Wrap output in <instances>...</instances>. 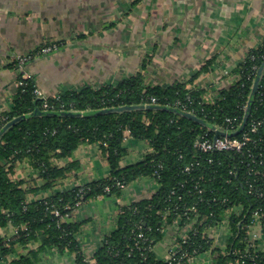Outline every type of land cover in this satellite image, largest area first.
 Masks as SVG:
<instances>
[{"label":"trees","instance_id":"16d2710c","mask_svg":"<svg viewBox=\"0 0 264 264\" xmlns=\"http://www.w3.org/2000/svg\"><path fill=\"white\" fill-rule=\"evenodd\" d=\"M53 42L57 43V48L62 43H47ZM47 43L29 52L31 58L27 63L36 55H43L38 50ZM263 61L264 37L256 47L248 51V55L235 69L234 73H239L240 78L220 88L214 103L205 97L206 89L189 87L203 72L211 70L213 58L207 60L186 81L147 85L144 74L138 71L115 84L84 85L47 97L38 96L34 92L37 86L32 78L18 75L17 79L23 78L24 84L16 88L9 110L0 113V130L17 116L29 114L36 108L42 112L18 120L0 136V264H36L40 252L54 246L75 251L78 260L84 262V253L76 236L80 223L67 220L58 225L57 217L51 213L53 206L58 207L62 213H71L79 207L76 206L78 199L84 202L101 194L119 195L128 183L142 176L156 177L160 184L158 190L150 197L123 206L117 227L93 254L95 261H85L84 264H169L156 258L152 249L149 251L148 248L161 239L163 228L174 223L182 213L175 206H182L185 200L195 201L193 188L196 182L205 188V201L200 203L205 218L190 233L184 245L187 248L185 250L191 252L196 245H201L200 251L206 250L210 238L206 234L208 227L228 220L233 234L227 252H219L218 262L242 257L243 264H264L262 249L257 252L254 248L249 250L256 254L254 258L244 255L248 252L247 229L253 221L254 210L262 207L261 213L264 216V195L249 193V183L264 189V177L256 176L255 180L253 173L246 174L244 169L238 167L240 154L214 152L211 154L214 157L212 164L204 160L202 169L187 175L182 172L185 161L192 157L203 161L209 155L193 149L198 135L205 132L212 135L209 125L165 108L101 111L121 105L150 103L154 96L157 98L155 104L182 111V106L175 104L179 101L209 124H222L226 116L243 113L242 106L249 100L253 80ZM13 66L18 69L15 60ZM46 102L48 106H45ZM79 111L87 112L79 114ZM249 116L264 118V71L259 88L253 96ZM126 131H129L130 137L146 140L152 150L142 160L121 166V158L127 151L124 140ZM255 136H259V145L264 153V126ZM95 142L107 157L109 176L74 185L68 190L52 192L41 199L28 200L30 193L41 188H53L59 179L79 168L76 160L59 165L56 159L72 156L79 146ZM178 150L185 154L184 159L179 158ZM17 162H26L35 169L38 177L43 180L42 185L38 186L33 177L16 178ZM236 166L239 175H233L229 183L228 171ZM200 175H204L205 180L202 181ZM118 182L124 186L121 187ZM107 186L110 187L108 191ZM173 189L176 190L174 195L171 194ZM224 198L227 200L224 201ZM67 205L70 208H66ZM234 205L243 206V214L228 216L227 209ZM186 222L187 217L182 216L180 223ZM262 223L264 232V218ZM10 225L13 233L6 234L1 230ZM138 232H142L147 239L138 238ZM136 241L145 250L139 249L135 245ZM30 242H38L39 246L26 253L18 252V247H28ZM131 248L134 251L129 253ZM10 254L16 255L9 259ZM182 262L184 264L187 261L183 259ZM170 264L179 263L173 261Z\"/></svg>","mask_w":264,"mask_h":264},{"label":"crops","instance_id":"0c3cea01","mask_svg":"<svg viewBox=\"0 0 264 264\" xmlns=\"http://www.w3.org/2000/svg\"><path fill=\"white\" fill-rule=\"evenodd\" d=\"M263 37L264 0H0V113L9 110L16 90L15 54L34 51L44 41L62 43L48 54L36 55L23 71L46 96H53L84 85L115 84L138 71L147 85L186 81L210 58L211 70L189 86L216 93L218 87L238 78L235 69ZM125 144L121 166L142 160L150 150L144 139L129 137ZM73 160L79 162L77 170L51 189L30 193L28 200L110 174L107 157L97 142L83 144L72 156L55 161L64 165ZM15 171L16 178L33 177L38 186L43 183L26 162H17ZM159 185L156 177L142 176L119 195L101 194L77 207L70 221L80 223L76 236L84 257L94 258L102 241L117 227L123 206L150 197ZM228 223L208 227L209 243L213 244L184 264H239L236 260L218 262L219 252H227L233 234ZM253 226L259 232L256 243L264 250L260 223ZM182 227L180 222L166 225L152 247L156 258L168 255ZM1 230L13 233L11 225ZM38 246V242H30L28 247H18V252ZM36 264L84 262L75 251L54 246L41 251Z\"/></svg>","mask_w":264,"mask_h":264},{"label":"built area","instance_id":"2783aa9c","mask_svg":"<svg viewBox=\"0 0 264 264\" xmlns=\"http://www.w3.org/2000/svg\"><path fill=\"white\" fill-rule=\"evenodd\" d=\"M44 46L45 47L41 51L44 54L49 53L53 51L54 49H57L56 42L48 43V44H45ZM16 56L17 57H15V61L18 64V71L19 70L23 71L25 65L27 64V61L31 58V55L28 53H17ZM253 68L256 69L257 66L254 65ZM16 84L17 86H20L24 84V81L22 79H17ZM34 92L38 96L47 97L41 89L39 90L38 87L34 90ZM215 94H218V92L207 93L205 97L211 103H214L216 101V98L213 97V95ZM150 103L151 104L157 103V98L154 96L151 97ZM177 105L182 106V111L191 112L195 114L192 109H189L187 107V105L180 104L179 101L177 102ZM45 106H48L47 102L45 103ZM246 106L247 104H244L242 106V109H244L242 114L234 115V116H226L222 124L214 123L213 125H215V128L210 129V131H212V135H209L208 132H205L197 136L196 140L193 143V149L201 153H208L209 155L206 158H204L203 161L195 157H192V159L185 161V163L182 166V172L186 173L187 175H190L194 171L202 169L205 163L204 160H206L208 164H212L214 162V157H212L213 155L211 154L212 153L214 154V152H227V153L234 152V153L240 154L241 156L240 161H239L240 166L238 167H240L241 169H244L246 174L253 173L255 175L254 176L255 180L257 178L256 176L264 177V153L261 149V146L259 145L260 143L259 136H255L259 132L260 128L264 126V118H256V117L250 118L249 116L244 129L241 130L239 133H237V135L232 134L234 131L238 130L240 125L243 123ZM129 137L130 136L127 135L124 138V140L126 141ZM177 153L179 155V158H183V159L185 158V154H183L182 150H178ZM238 167L237 166L236 168L231 167L229 169L227 182L229 183L232 182L233 175L234 176L239 175V170L237 169ZM191 179H193V177ZM200 179L202 181L205 180L204 175H200ZM118 185H120L121 187L124 186L123 183L121 182H118ZM106 190L107 191L110 190V187L107 186ZM193 191L196 196L195 201L185 200L182 206L180 205L175 206L176 208L180 209L182 213L179 214V217L175 219L174 222L179 223L182 220V216L187 217V222L185 224H182L183 225L182 233L180 237L177 239V241L175 242L174 247L171 250L179 251V250L187 249L184 245L187 244L189 237H190V233L194 232L197 223L203 221V219L205 218V214L200 207V203L205 201V198L203 196L205 192V188L196 182L194 185ZM248 192L251 194L258 195V196L264 195V189H262L261 187H257L252 183H249ZM171 194L173 195L176 194V190L173 189L171 191ZM178 198H183V196H178ZM225 200H227V198H224V201ZM82 204H83L82 199H78L76 201V206H80ZM66 208H70V205H67ZM236 208L239 210H242V209L244 210L243 206L241 205L236 206ZM262 209H263L262 207H258L256 210H254L253 221L247 229L249 238H248V244L246 247L247 248L246 251L248 252L250 249H253V248L255 252L260 249L256 243V239L259 236V232L255 229L253 225L256 222H259V217H261L262 215L261 212L263 211ZM51 213L55 217H57L58 225H61V223L66 222L71 215L70 212L62 213V211L58 207H54V206L52 208ZM239 213L241 214V211H238L236 214L238 215ZM227 214L228 216L234 214L233 206L232 207L230 206L227 209ZM211 226H214V225H211ZM136 236L140 239H144V240L147 239V237L142 232H138ZM138 244H139V241H136L135 245L137 246ZM200 249H201V245H196L192 249L191 252L193 254L190 257H189V251L187 250H185L186 252L184 253V255H183V251L181 252V254L183 255V258H188V260H191L193 259L194 255L200 252ZM132 250L133 248L130 249V251ZM173 260L177 261V259L175 258V253L171 254L170 252L166 256V259L164 261L170 264L173 262ZM188 260L186 259V261ZM240 262L244 263V260H240ZM178 263L181 264V261Z\"/></svg>","mask_w":264,"mask_h":264},{"label":"water","instance_id":"95a60500","mask_svg":"<svg viewBox=\"0 0 264 264\" xmlns=\"http://www.w3.org/2000/svg\"><path fill=\"white\" fill-rule=\"evenodd\" d=\"M263 71H264V61L261 63V65L259 66L258 68V71H257V74L253 80V84H252V88H251V92H250V95H249V100L247 102V106H246V111H245V115H244V118H243V123L240 125L239 129L234 131L232 134H237L239 133L241 130L244 129L247 121H248V118H249V112H250V105L253 101V96L255 95V93L257 92L258 88H259V85H260V81H261V77H262V74H263ZM134 108H165V109H168V110H173L177 113H182L184 116H187L197 122H200V123H204L205 125H209L211 128H215V125L213 124H209L207 121H205L203 118L191 113V112H183V111H180L176 108H171L169 106H165V105H160V104H151V103H143V104H140V105H137V104H133V105H121V106H118V107H114L112 109H103L101 111H109V110H112V111H122V110H126V109H134ZM41 113L42 111L39 110L38 108H36L34 111H32L31 113L29 114H23V115H20V116H17L13 119H11L10 121H8L4 126L3 128L0 130V136L3 134V132L10 126H12L15 122H17L18 120L24 118V117H28L30 115H33V114H36V113ZM47 113H51L52 111H45ZM87 111H79L78 113L79 114H84L86 113Z\"/></svg>","mask_w":264,"mask_h":264},{"label":"rangeland","instance_id":"374dc122","mask_svg":"<svg viewBox=\"0 0 264 264\" xmlns=\"http://www.w3.org/2000/svg\"><path fill=\"white\" fill-rule=\"evenodd\" d=\"M48 41H44L43 43H47ZM48 44V43H47ZM45 45V44H44ZM42 46V48H40L39 50H38V53H40L42 50H43V48L45 47V46ZM55 50V49H54ZM17 54H15V57H17L16 56ZM247 55H248V53H247ZM246 55V56H247ZM14 60H15V58H14ZM29 63V62H28ZM21 74V76L23 77V78H29L28 76H27V74L24 72V71H21V70H19L18 71V75H20ZM237 79H235V80H233L232 82H234V81H236V80H238L239 78H240V74L238 73V75H237ZM23 78H22V80H23ZM24 81V80H23ZM17 82V81H16ZM18 86H17V84H16V88H17ZM189 87H193V86H189ZM223 87V86H222ZM222 87H218L217 89H220V88H222ZM40 90V89H39ZM16 91V90H15ZM209 92H212L211 90H209ZM218 92V91H217ZM206 95H207V92H206ZM219 96V94H215V95H213V97H215V98H217ZM175 104H177V102L175 103ZM127 135H130L129 134V131H126V133H125V135H124V138L127 136ZM150 146V145H149ZM150 150H152V148H151V146H150ZM149 150V151H150ZM148 151V152H149ZM147 152V153H148ZM233 211H234V214H236L238 211H241V214H243V209L242 210H239V209H237L236 208V205H234L233 206ZM236 212V213H235ZM72 213V212H71ZM240 213L237 215V216H240L241 215ZM71 216V215H70ZM263 218H264V216L263 215H261V217H259V223L261 224V234L263 233L264 234V232H263V223H262V221H263ZM70 220V217H69V219H68V221ZM224 221H227V220H224ZM62 224V223H61ZM229 224V223H228ZM230 225V224H229ZM213 228V226H210L209 228ZM208 228V229H209ZM232 227L230 226V229L229 230H232L231 229ZM210 230V229H209ZM209 230H207V232H206V234L209 236ZM229 230H227V232L229 231ZM10 239V238H9ZM213 242V241H212ZM213 243H209V246H211ZM138 246V248L139 249H144L145 250V248H143V247H141L139 244L137 245ZM226 246H227V244H226ZM148 250L150 251L151 250V247L150 248H148ZM227 250H228V247H227ZM132 251H134V250H132ZM132 251H130V253H132ZM152 251V250H151ZM180 251H183V255H184V253L186 252L185 251V249H183V250H179V251H175V250H170V252H171V254L172 253H175V258L177 259V262H180L181 261V263H183L182 262V260L183 259H187L188 260V258H183V255L182 254H180V256H178V253L180 252ZM169 252V253H170ZM257 252V251H256ZM168 253V254H169ZM141 254L143 255L144 254V251H142L141 252ZM245 256H248V257H256V254L255 253H253V252H247L246 254H244ZM9 256V255H8ZM190 256H192V254H191V252H189V257ZM166 259V257L165 258H163L162 260L164 261ZM180 259V260H179ZM242 259V257L240 258V257H238V258H236L235 260L239 263V264H243V263H241L240 262V260ZM161 260V259H160ZM83 261L85 262V261H87L88 263H93L94 261H95V259L94 258H90V257H84L83 258ZM174 261V260H173ZM149 264H151V263H149Z\"/></svg>","mask_w":264,"mask_h":264}]
</instances>
